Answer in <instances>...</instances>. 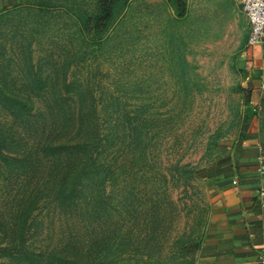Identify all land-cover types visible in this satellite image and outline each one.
I'll return each instance as SVG.
<instances>
[{"label":"rangeland","instance_id":"1","mask_svg":"<svg viewBox=\"0 0 264 264\" xmlns=\"http://www.w3.org/2000/svg\"><path fill=\"white\" fill-rule=\"evenodd\" d=\"M187 10L29 0L0 14V264L201 262V175L251 111L244 21L230 32ZM61 157L83 173L74 185Z\"/></svg>","mask_w":264,"mask_h":264},{"label":"crops","instance_id":"2","mask_svg":"<svg viewBox=\"0 0 264 264\" xmlns=\"http://www.w3.org/2000/svg\"><path fill=\"white\" fill-rule=\"evenodd\" d=\"M186 2L193 12L211 10L230 32L237 29L239 19L244 21L236 62L242 74L245 103L251 111L246 132L201 175L209 216L199 264H264V200L259 194L264 188V171H260L264 170V38L261 44H248L250 24L234 0ZM28 3L0 0V14ZM188 14L187 10L186 17Z\"/></svg>","mask_w":264,"mask_h":264},{"label":"built area","instance_id":"3","mask_svg":"<svg viewBox=\"0 0 264 264\" xmlns=\"http://www.w3.org/2000/svg\"><path fill=\"white\" fill-rule=\"evenodd\" d=\"M238 3L250 24L248 44L255 46L261 44L264 38V0H234ZM261 172L264 170L260 169ZM237 184V181L235 182ZM261 199L264 200V188L259 190ZM264 262V258L262 259Z\"/></svg>","mask_w":264,"mask_h":264},{"label":"trees","instance_id":"4","mask_svg":"<svg viewBox=\"0 0 264 264\" xmlns=\"http://www.w3.org/2000/svg\"><path fill=\"white\" fill-rule=\"evenodd\" d=\"M169 4L175 10L176 16L179 20H183L186 17L187 7H186V3L183 0H169ZM0 133H3V132L0 131ZM2 147L3 145L1 144V137H0V150L2 149ZM71 164L73 165V167L70 166L63 157H61L58 160L57 166H56L57 177H63V180L65 179V181H67L64 183L68 185H74L73 181H75L78 177L80 178L84 177L82 171L79 170L80 167H75L76 164L72 162ZM79 164L81 165L82 162H80ZM68 180H70L71 182L68 183ZM15 233L18 234V231H16ZM5 237L8 238V232H5ZM15 249L17 250V248Z\"/></svg>","mask_w":264,"mask_h":264}]
</instances>
